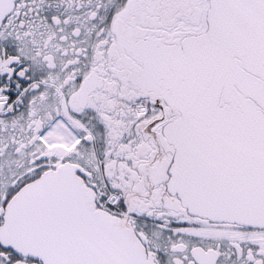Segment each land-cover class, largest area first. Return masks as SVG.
<instances>
[{"label": "snow or ice", "instance_id": "snow-or-ice-1", "mask_svg": "<svg viewBox=\"0 0 264 264\" xmlns=\"http://www.w3.org/2000/svg\"><path fill=\"white\" fill-rule=\"evenodd\" d=\"M0 264H264V0H0Z\"/></svg>", "mask_w": 264, "mask_h": 264}]
</instances>
